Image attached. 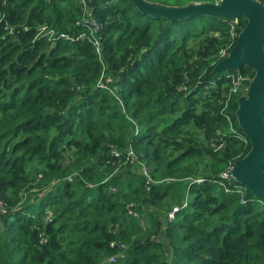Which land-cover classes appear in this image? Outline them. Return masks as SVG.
<instances>
[{
	"label": "trees",
	"instance_id": "1",
	"mask_svg": "<svg viewBox=\"0 0 264 264\" xmlns=\"http://www.w3.org/2000/svg\"><path fill=\"white\" fill-rule=\"evenodd\" d=\"M247 25L0 0V264H264V200L224 176L256 73L216 70Z\"/></svg>",
	"mask_w": 264,
	"mask_h": 264
},
{
	"label": "water",
	"instance_id": "2",
	"mask_svg": "<svg viewBox=\"0 0 264 264\" xmlns=\"http://www.w3.org/2000/svg\"><path fill=\"white\" fill-rule=\"evenodd\" d=\"M140 11L154 17L181 20L199 15L238 20L246 17L248 25L236 45L216 70L248 66L256 73L247 98L240 101L239 123L251 140L248 156L235 163L232 176L264 200V6L256 0H221L220 4L197 3L187 7L170 8L145 0H132Z\"/></svg>",
	"mask_w": 264,
	"mask_h": 264
},
{
	"label": "built area",
	"instance_id": "3",
	"mask_svg": "<svg viewBox=\"0 0 264 264\" xmlns=\"http://www.w3.org/2000/svg\"><path fill=\"white\" fill-rule=\"evenodd\" d=\"M241 81H243V79L239 78L237 83L239 84ZM112 154H113L114 156H118V155H119V152H117V151L114 149V150H112ZM128 158H130L132 162H135V161L137 160V158H136V156L134 155V153L132 152V150L129 151V153H128ZM143 170L145 171L144 174H145L146 176L149 177L147 169L144 167ZM232 170H233V169H232ZM224 176H225V177H228V176L233 177V176H232V172H231V174H230V172H227ZM195 181H196V182H201L202 180H201V179H198V180H195ZM178 210H179L178 208H174V210L170 213V217L173 218L174 215H175V213H176ZM111 260H113V258H111Z\"/></svg>",
	"mask_w": 264,
	"mask_h": 264
},
{
	"label": "rangeland",
	"instance_id": "4",
	"mask_svg": "<svg viewBox=\"0 0 264 264\" xmlns=\"http://www.w3.org/2000/svg\"><path fill=\"white\" fill-rule=\"evenodd\" d=\"M253 81H254V80H253ZM143 168H144V167L142 166L141 170H142L143 173H145V171L143 170ZM38 197H39V196H38Z\"/></svg>",
	"mask_w": 264,
	"mask_h": 264
}]
</instances>
